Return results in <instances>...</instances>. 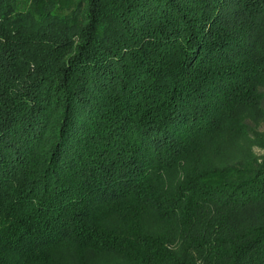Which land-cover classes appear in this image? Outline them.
Masks as SVG:
<instances>
[{"label": "trees", "instance_id": "obj_1", "mask_svg": "<svg viewBox=\"0 0 264 264\" xmlns=\"http://www.w3.org/2000/svg\"><path fill=\"white\" fill-rule=\"evenodd\" d=\"M0 0V264H264V0Z\"/></svg>", "mask_w": 264, "mask_h": 264}, {"label": "rangeland", "instance_id": "obj_2", "mask_svg": "<svg viewBox=\"0 0 264 264\" xmlns=\"http://www.w3.org/2000/svg\"><path fill=\"white\" fill-rule=\"evenodd\" d=\"M72 4H73V2L70 0H63L62 1L63 6H68V5H72ZM256 130L260 134V136L264 137V119L261 120L256 125ZM263 142H264V140H263ZM252 150L256 156H263L264 155V147H259V146H256V144H255V145H253Z\"/></svg>", "mask_w": 264, "mask_h": 264}]
</instances>
